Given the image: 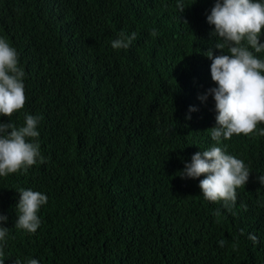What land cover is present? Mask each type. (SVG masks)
Instances as JSON below:
<instances>
[{
    "label": "trees",
    "instance_id": "16d2710c",
    "mask_svg": "<svg viewBox=\"0 0 264 264\" xmlns=\"http://www.w3.org/2000/svg\"><path fill=\"white\" fill-rule=\"evenodd\" d=\"M178 2L0 0V37L18 53L26 96L0 122L20 127L25 113L41 116L43 157L0 177L4 264H264V124L249 136L211 139L215 102L199 97L217 87L205 52L223 54L207 23L216 0H182V14ZM121 31L137 38L114 50ZM212 146L250 170L236 190V215L203 198L204 175L179 176ZM21 188L47 196L35 233L15 227Z\"/></svg>",
    "mask_w": 264,
    "mask_h": 264
},
{
    "label": "clouds",
    "instance_id": "9594fccd",
    "mask_svg": "<svg viewBox=\"0 0 264 264\" xmlns=\"http://www.w3.org/2000/svg\"><path fill=\"white\" fill-rule=\"evenodd\" d=\"M177 8L181 14L186 9L182 0L177 3ZM207 23L214 26L211 35L221 41L215 43L214 48L223 54L213 58L212 48L205 52L212 61L210 75L217 87L209 89L199 99L203 101L211 95L215 102L216 126L210 129V135L219 144L222 139L230 140L233 135L249 136L257 130L258 124H264V60L254 55L264 52V43H260L264 30V0H216ZM150 34L156 36L158 33L153 29ZM136 38L135 32L125 34L121 31L111 47L114 50L127 49ZM225 48L229 54H224ZM24 76L23 69L18 67L16 49L0 37V117H11L24 108ZM194 111L195 108L189 109V112ZM41 120V116L25 113L23 126L0 122V177L26 172L38 161L43 162L37 142ZM259 135L264 136V129H260ZM179 173L181 179L204 175L198 185L203 198L213 203L222 202V207L232 215H236L233 211L237 202L236 190L244 187L251 174L244 161L227 154L219 146L195 153ZM257 179L264 186V175ZM18 194L15 227L35 233L41 223L38 212L47 203V196L23 188ZM240 207L247 210L245 204ZM213 214L220 216L221 212L216 209ZM6 220V216L0 215V224ZM8 232L9 229L0 227V242L5 241ZM243 234L241 229L239 235ZM248 239L253 244L258 243L253 234H249ZM218 243L221 248L225 245L224 240ZM3 255V245L0 244V257ZM0 264L4 261L0 260ZM15 264H21V261L17 259ZM25 264H39V261L28 258Z\"/></svg>",
    "mask_w": 264,
    "mask_h": 264
}]
</instances>
